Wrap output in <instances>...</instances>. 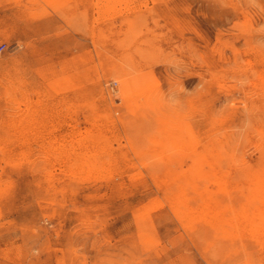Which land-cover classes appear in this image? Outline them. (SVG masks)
<instances>
[{
    "label": "rangeland",
    "instance_id": "rangeland-1",
    "mask_svg": "<svg viewBox=\"0 0 264 264\" xmlns=\"http://www.w3.org/2000/svg\"><path fill=\"white\" fill-rule=\"evenodd\" d=\"M0 264H264V0H0Z\"/></svg>",
    "mask_w": 264,
    "mask_h": 264
},
{
    "label": "built area",
    "instance_id": "built-area-1",
    "mask_svg": "<svg viewBox=\"0 0 264 264\" xmlns=\"http://www.w3.org/2000/svg\"><path fill=\"white\" fill-rule=\"evenodd\" d=\"M5 48V43L0 44V51Z\"/></svg>",
    "mask_w": 264,
    "mask_h": 264
}]
</instances>
